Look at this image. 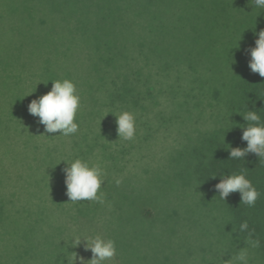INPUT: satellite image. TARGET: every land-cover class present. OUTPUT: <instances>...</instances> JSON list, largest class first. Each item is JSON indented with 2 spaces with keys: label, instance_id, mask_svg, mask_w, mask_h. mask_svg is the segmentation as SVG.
I'll use <instances>...</instances> for the list:
<instances>
[{
  "label": "trees",
  "instance_id": "obj_1",
  "mask_svg": "<svg viewBox=\"0 0 264 264\" xmlns=\"http://www.w3.org/2000/svg\"><path fill=\"white\" fill-rule=\"evenodd\" d=\"M69 1L65 0L63 3L72 5ZM164 1L166 0L73 1L74 5L71 7L75 13L85 10L81 15L88 18L84 21L86 31L96 32L95 35L92 34L93 53L98 59L94 70L100 74L97 82L101 81V89L105 95L103 99L92 95V109L88 118L90 130L101 135L100 131L117 125L114 115L123 111L134 115L135 125L152 124L155 128L153 131L136 129L134 139L130 141L119 140L116 134H111L102 145L108 151L109 162L115 165L112 167H115L117 173L119 170L123 173L128 172L126 169L133 162L132 156L144 145L150 144L160 130L168 129L170 134L174 125L184 129L183 132L177 133L180 138L175 141L176 147H171L168 151L167 164L164 167L168 169V174L155 183L157 189L169 191L170 202L175 198L182 199L184 204H193L199 210L191 215L194 223L196 220H208L213 223L224 221L226 229L219 225L218 234L232 240L236 253H251L258 260V264H264V156L259 158L254 153H247L241 159L230 158L232 148L243 149L247 146V142L241 139L243 128L248 126L247 121L243 119L247 111L257 112L260 122L264 124V77L252 73L248 67L250 51L255 47L258 38L256 33L264 30V9L255 8L252 0H218V4L209 10L210 15L206 17L209 11L207 12L208 9H205L203 3L192 5V8H197L204 14V20L207 18L210 21L211 26L205 31L209 35L205 39L206 44L210 43L209 47L213 46L214 49L216 38H225L221 33L231 28L235 31L233 35L236 40L241 41V37L246 39L245 50L235 59L232 67L230 66L228 71L219 70L215 73L206 66L205 70L198 67L197 63L200 62L192 57L187 58L185 65L181 67L175 65L173 59L161 54L157 44L170 34L169 28L166 27L164 31L156 30L155 27L160 28L156 22L160 17H148L146 11L153 6L157 13H160ZM27 10L34 8L28 7ZM36 24L44 34L56 28V25L44 18L39 19ZM99 33H102V36ZM189 34L192 35L191 31ZM41 45L38 52L47 50L50 53V45ZM29 64L27 69L31 71L24 74L27 76L24 77L27 94L15 92V98L12 100L15 108L8 115L12 124L18 123L22 112L33 116L28 112L29 104L49 92L38 91L36 96V80L40 78L50 82L58 77L56 73L63 68H56L49 62L45 66ZM202 73H205L206 77H202ZM160 94L173 101V115L168 119L170 123L164 117ZM177 96L180 98L176 99ZM164 113L167 115L168 112ZM33 117L41 128L30 136L29 150L34 155L32 158L38 169L45 175L56 180L57 173H65L64 169L76 159L84 162L87 158L93 159V162L99 160L95 154V150L100 147L99 140L89 147L81 148L77 147L75 141V145L70 148V155L56 166L51 154L54 142L51 137L55 133H47L39 118ZM85 122L87 121L80 115L74 117V123L78 125ZM156 124L160 125L156 127ZM201 124L204 126L203 131L198 128ZM135 139L139 140L140 145L134 144ZM41 148L46 152L40 153L38 150L41 151ZM32 166L34 164L29 166L30 170L33 169ZM241 172L260 193L252 207L242 202L239 192L231 193L223 200L215 188L225 176ZM128 187L130 190L136 188L131 184ZM110 190L114 191L116 188L109 185L106 192L103 190L99 193L102 194L103 203L96 200L90 205L75 206L71 215L64 213L63 253H70L69 261L74 262L72 253H75L76 264H80V258L89 262V255L82 254L92 253L85 250L86 239L91 240L99 236L109 240L97 209L115 199L117 192L112 193ZM44 193L46 194H43L42 202L55 206L56 197H52L51 192L48 193L47 190H44ZM125 197L127 196L124 195L121 199ZM136 200L130 207L132 219L149 223L156 219L157 207L148 196H140ZM59 203L61 201H58ZM244 222H247L248 227L241 231ZM59 230L61 232L60 228ZM77 239L80 241L75 244ZM256 241L259 245L254 247Z\"/></svg>",
  "mask_w": 264,
  "mask_h": 264
},
{
  "label": "rangeland",
  "instance_id": "obj_2",
  "mask_svg": "<svg viewBox=\"0 0 264 264\" xmlns=\"http://www.w3.org/2000/svg\"><path fill=\"white\" fill-rule=\"evenodd\" d=\"M63 1L0 0V264H68L70 253H63L64 213L71 215L75 206L90 205L96 201L71 202L67 195L65 173L59 171L55 180L38 169L29 150L30 136L41 128L36 118L22 112L17 124L9 121L8 115L15 108L12 101L14 93L27 94L24 77L27 78L25 73L31 71L27 69L29 63L45 66L48 62L56 68H63L56 73L58 77L50 82L38 78L35 95L38 96V91H51L53 82L57 80H70L75 86V94L80 98L75 116L80 115L87 121L82 125L77 124L76 133L64 136L58 132L51 137L54 139L51 153L54 164L60 165V161L70 155L75 141L77 147L81 148L99 140L100 147L95 150L99 160L93 162V159L87 158L85 162L89 166L98 165L102 170L98 195L103 190L106 192L109 185L116 188L110 190L117 192L115 199L97 209L109 240H113L116 247L114 257L102 264H258L251 253H246V262L240 261L238 257L241 252L236 253L232 240L218 234L219 225L226 229L224 221L213 223L196 220L194 223L191 215L199 210L193 204H184L182 199L175 198L170 202L169 191L157 189L155 183L168 174V169L164 168L168 151L176 147L175 141L180 138L177 133L184 129L174 125L170 134L168 129L160 130L150 144L144 145L132 156L133 162L126 169L128 172L121 173L119 170L117 173L112 167L115 165L109 162L108 151L102 145L111 134L119 138L117 125L108 126L106 131H100V135L90 130L88 121L92 95L100 99L105 97L101 81L97 82L100 74L94 70L98 59L93 53L92 34L96 32L86 31L84 21L88 18L81 15L84 9L81 13H75L71 7L74 0L69 1L72 5ZM164 2L160 13L150 6L146 15L160 17L156 20L160 28L155 27L156 30L169 28L170 34L158 41L157 48L161 54L173 59L175 65L182 67L187 58L192 57L200 62L197 66L204 70L206 66L215 73L219 70L225 72L245 50L246 39L241 37V41L236 40L233 28L221 33L225 38H216L214 49L213 46L209 47L210 43H205L209 37L205 31L211 26L210 21L207 18L204 20V14L192 8V5L201 2L208 12L218 4V0ZM28 7L34 10L28 11ZM207 15H210V11ZM42 18L56 25L54 31L44 34L37 27L36 22ZM99 34L102 36V33ZM41 44L50 45V53L47 50L38 52ZM34 50L36 52L33 53ZM201 76L206 77L205 73ZM160 101L168 122L174 111L173 101L163 94H160ZM164 111L168 112L167 115ZM150 127L151 123L135 125L137 130L155 129ZM198 128L203 131V124ZM138 141L135 139L134 144H139ZM38 151L46 152L43 148ZM33 164L35 167L32 166L30 170L29 166ZM130 184L136 188L130 190ZM44 190L56 197L55 206L42 202L43 194H46ZM124 195L127 197L122 200ZM140 196H148L157 207L158 216L151 223L131 218L130 207ZM58 201L61 203L58 204ZM82 254H88L89 261L93 258V253Z\"/></svg>",
  "mask_w": 264,
  "mask_h": 264
},
{
  "label": "clouds",
  "instance_id": "obj_3",
  "mask_svg": "<svg viewBox=\"0 0 264 264\" xmlns=\"http://www.w3.org/2000/svg\"><path fill=\"white\" fill-rule=\"evenodd\" d=\"M252 3L255 8L264 9V0H252ZM256 36L258 38L255 41V47L250 51L251 59L248 67L252 73H258L259 76L264 77V30L256 33ZM75 92V86L70 80H57L53 82L51 91L31 101L28 112L39 118L47 133L60 132V135L64 136L76 133L78 125L74 123V117L79 107L80 98ZM114 116L119 138L126 141L134 139L136 132L134 115L123 111ZM243 119L247 121L248 126L243 128L241 139L247 142V146L243 149L232 148L230 158L241 159L247 153H254L260 158L264 156V124L260 122V117L255 111H247ZM64 172L67 195L71 202L93 200L104 202L102 194L98 196V190L102 184L100 179L102 170L98 165L89 166L87 162L76 159L68 164ZM119 183L120 181L117 180V184ZM215 188L223 200H226L231 193L239 192L242 202L250 207L255 205L260 195L251 181L246 179L243 172L225 176ZM247 227V222H244L241 225V231L246 230ZM86 240L85 250H90L93 253V258L88 264H102L103 261L111 259L116 254L113 240H104L99 236ZM79 241L80 239H77L74 242L78 244ZM258 245V241L253 244L254 247ZM73 255V264H76L77 256L75 253ZM238 259L246 262V252L242 251ZM68 264H70L69 261ZM80 264H85L83 258H80Z\"/></svg>",
  "mask_w": 264,
  "mask_h": 264
}]
</instances>
